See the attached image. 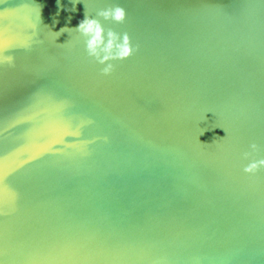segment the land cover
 I'll list each match as a JSON object with an SVG mask.
<instances>
[{
	"label": "water",
	"instance_id": "water-1",
	"mask_svg": "<svg viewBox=\"0 0 264 264\" xmlns=\"http://www.w3.org/2000/svg\"><path fill=\"white\" fill-rule=\"evenodd\" d=\"M0 264H264V0H0Z\"/></svg>",
	"mask_w": 264,
	"mask_h": 264
}]
</instances>
